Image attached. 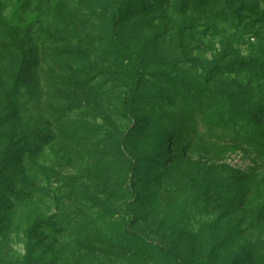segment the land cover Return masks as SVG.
<instances>
[{
    "label": "rangeland",
    "instance_id": "374dc122",
    "mask_svg": "<svg viewBox=\"0 0 264 264\" xmlns=\"http://www.w3.org/2000/svg\"><path fill=\"white\" fill-rule=\"evenodd\" d=\"M118 2L0 0V264H264L263 149L208 140L264 105V0H132L130 52Z\"/></svg>",
    "mask_w": 264,
    "mask_h": 264
},
{
    "label": "trees",
    "instance_id": "16d2710c",
    "mask_svg": "<svg viewBox=\"0 0 264 264\" xmlns=\"http://www.w3.org/2000/svg\"><path fill=\"white\" fill-rule=\"evenodd\" d=\"M215 2V0H214ZM219 2V1H218ZM216 1V3H218ZM132 5V0H119V2L115 5L114 11L111 14L109 18L110 23V40L112 41L113 45L116 48L124 49L126 51H129V47L121 42L119 40L120 33L123 28V20L124 17L129 12ZM7 25L4 23V36L8 38L9 43L4 45V48L6 49H18L17 44V35H19V27L13 26V27H6ZM130 52V51H129ZM138 60H140V54L136 53L134 55ZM39 63L38 58L35 61V65L37 66ZM145 73L141 72L140 70L136 71L135 75V84L134 87L128 89L125 94L123 95V98L121 100V106H122V112L124 115H129L132 112V107L130 104L131 96L134 94L135 89H137L138 85L141 83V78H143ZM159 77L165 78L168 76V74L165 71L157 70L155 73ZM14 84L15 88L11 91L13 95L19 94L21 85L19 84L20 81V75L14 76ZM218 99L217 101H220L218 107H216L215 114L218 115L219 119H213L211 125V131H213L211 134L216 133L214 136L208 137L209 141L211 143L215 144H231L234 147L242 148L245 146H251L252 144L257 145L259 148L263 149L264 152V144L261 145V141H263L264 136V105H260L259 103L253 104V105H245L243 103H236L234 104V108H232L231 115L229 117L228 123H225L220 120L222 118V112L225 105H223V101L227 99V97L221 92H217ZM198 115H201V112L197 113ZM196 123V125H198ZM228 124V127H225ZM229 127L231 129H234V133L227 134V130H229ZM230 129V130H231ZM229 130V132H230ZM263 134V135H262ZM262 135V136H261ZM196 136V135H195ZM219 142H216V141ZM220 171V180L217 181V183H220L219 185L222 187L227 186H233L236 187L238 184L244 183L248 177L245 173H243L241 170L231 167L227 164H221L217 166ZM132 173L135 171V163H130V169ZM28 197H31V195H28ZM22 196L17 197L16 203L19 205V203L22 201ZM26 199V198H25ZM29 199V198H28ZM16 205V207H17ZM7 222L10 223V220L7 219ZM10 224L8 225V227ZM130 222L126 225L125 232H127L128 235H131L133 237H138L137 233H134L132 231H129ZM162 252L165 253L166 256L172 258L176 263L182 264V261L180 260L179 255L172 251L167 249H161ZM245 262V261H243Z\"/></svg>",
    "mask_w": 264,
    "mask_h": 264
}]
</instances>
